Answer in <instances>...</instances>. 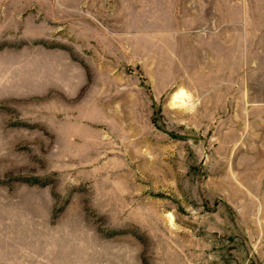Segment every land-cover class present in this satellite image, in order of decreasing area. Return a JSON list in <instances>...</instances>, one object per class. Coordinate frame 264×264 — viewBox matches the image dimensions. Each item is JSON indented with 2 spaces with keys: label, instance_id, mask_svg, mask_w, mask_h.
I'll use <instances>...</instances> for the list:
<instances>
[{
  "label": "rangeland",
  "instance_id": "rangeland-1",
  "mask_svg": "<svg viewBox=\"0 0 264 264\" xmlns=\"http://www.w3.org/2000/svg\"><path fill=\"white\" fill-rule=\"evenodd\" d=\"M0 264H264V0H0Z\"/></svg>",
  "mask_w": 264,
  "mask_h": 264
},
{
  "label": "bare ground",
  "instance_id": "bare-ground-1",
  "mask_svg": "<svg viewBox=\"0 0 264 264\" xmlns=\"http://www.w3.org/2000/svg\"><path fill=\"white\" fill-rule=\"evenodd\" d=\"M189 95L183 89H177L173 93L172 101L173 103H178L179 105H183L188 100Z\"/></svg>",
  "mask_w": 264,
  "mask_h": 264
},
{
  "label": "trees",
  "instance_id": "trees-1",
  "mask_svg": "<svg viewBox=\"0 0 264 264\" xmlns=\"http://www.w3.org/2000/svg\"><path fill=\"white\" fill-rule=\"evenodd\" d=\"M34 181H35V183H40L39 180H37V179H35Z\"/></svg>",
  "mask_w": 264,
  "mask_h": 264
}]
</instances>
